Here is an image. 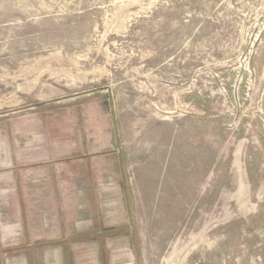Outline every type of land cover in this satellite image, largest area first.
Returning <instances> with one entry per match:
<instances>
[{
	"label": "rangeland",
	"instance_id": "1",
	"mask_svg": "<svg viewBox=\"0 0 264 264\" xmlns=\"http://www.w3.org/2000/svg\"><path fill=\"white\" fill-rule=\"evenodd\" d=\"M0 264H264V0H0Z\"/></svg>",
	"mask_w": 264,
	"mask_h": 264
},
{
	"label": "bare ground",
	"instance_id": "2",
	"mask_svg": "<svg viewBox=\"0 0 264 264\" xmlns=\"http://www.w3.org/2000/svg\"><path fill=\"white\" fill-rule=\"evenodd\" d=\"M201 236V235H200ZM198 237V236H197ZM202 237V236H201ZM200 240V239H199ZM197 242V241H196ZM193 244V243H192ZM184 256H186V251L184 252Z\"/></svg>",
	"mask_w": 264,
	"mask_h": 264
}]
</instances>
